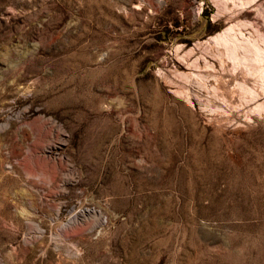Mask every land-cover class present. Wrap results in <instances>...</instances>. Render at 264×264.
Listing matches in <instances>:
<instances>
[{"label":"rangeland","instance_id":"374dc122","mask_svg":"<svg viewBox=\"0 0 264 264\" xmlns=\"http://www.w3.org/2000/svg\"><path fill=\"white\" fill-rule=\"evenodd\" d=\"M263 37L264 0H0V264H264Z\"/></svg>","mask_w":264,"mask_h":264},{"label":"bare ground","instance_id":"6f19581e","mask_svg":"<svg viewBox=\"0 0 264 264\" xmlns=\"http://www.w3.org/2000/svg\"><path fill=\"white\" fill-rule=\"evenodd\" d=\"M263 38H264V37H263ZM230 40H231V39H230ZM262 40H263V39H262ZM262 40H261V41H262ZM227 41H228V40H227ZM227 41L224 42V48H226V45H228V44H227V43H228ZM232 41H233V40H232ZM236 42H237V40H236ZM244 42H245V41H244ZM230 43H231V42H229V45H230ZM242 44H243V42H242ZM246 44H247V43H246ZM250 44H251V43H250ZM237 45H238V44H237ZM231 46H232V45H231ZM240 46L242 47V45H240ZM244 46H245V45H244ZM253 46H254V45H253ZM248 48H249V47H248ZM227 49H228V48H227ZM227 49H226V51H227ZM229 49H230V48H229ZM239 49H240V48H239ZM243 49H245V48H243ZM243 49H242V50H243ZM224 50H225V49H224ZM245 50H246V49H245ZM245 50H244V51H245ZM263 50H264V49H263ZM247 51H248V50H247ZM263 52H264V51H263ZM259 53H260V52H259ZM228 54H229V53H228ZM256 54H258L257 51H256L255 55H256ZM258 56H259V55H258ZM263 56H264V55H263ZM255 57H256V56H255ZM245 58H246V57H245ZM258 58H259V57H258ZM261 59H262V60H261ZM261 59H260V60L264 62V57L261 58ZM261 61H259V62H261ZM257 63H258V62H257ZM257 78H258V77H257ZM260 78H261V77H260ZM263 78H264V77H263ZM258 79H259V78H258Z\"/></svg>","mask_w":264,"mask_h":264},{"label":"trees","instance_id":"16d2710c","mask_svg":"<svg viewBox=\"0 0 264 264\" xmlns=\"http://www.w3.org/2000/svg\"><path fill=\"white\" fill-rule=\"evenodd\" d=\"M207 23L209 24V21H207Z\"/></svg>","mask_w":264,"mask_h":264}]
</instances>
